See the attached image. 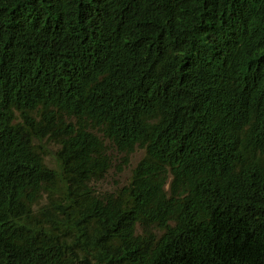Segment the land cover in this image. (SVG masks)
I'll use <instances>...</instances> for the list:
<instances>
[{"label": "trees", "instance_id": "obj_1", "mask_svg": "<svg viewBox=\"0 0 264 264\" xmlns=\"http://www.w3.org/2000/svg\"><path fill=\"white\" fill-rule=\"evenodd\" d=\"M0 264H264V0H0Z\"/></svg>", "mask_w": 264, "mask_h": 264}, {"label": "rangeland", "instance_id": "obj_2", "mask_svg": "<svg viewBox=\"0 0 264 264\" xmlns=\"http://www.w3.org/2000/svg\"><path fill=\"white\" fill-rule=\"evenodd\" d=\"M44 147L47 149V157L46 160L49 164L54 163L55 160V153L57 152V147L52 144L43 143ZM111 152L113 153V166L111 170L107 173L106 177L95 184V188L97 193L100 195L116 193L119 189L123 188L124 186L128 185L131 182L133 170L138 164L143 156V150H136V152L130 158V164L127 167H122V156L118 153L113 147H109ZM123 169L122 172H119V168ZM43 203V201H42Z\"/></svg>", "mask_w": 264, "mask_h": 264}, {"label": "bare ground", "instance_id": "obj_3", "mask_svg": "<svg viewBox=\"0 0 264 264\" xmlns=\"http://www.w3.org/2000/svg\"><path fill=\"white\" fill-rule=\"evenodd\" d=\"M236 18V17H235ZM222 22V21H221ZM244 39V38H243Z\"/></svg>", "mask_w": 264, "mask_h": 264}]
</instances>
